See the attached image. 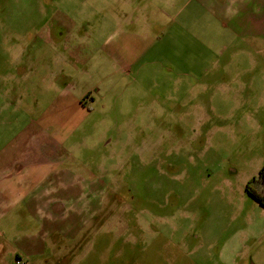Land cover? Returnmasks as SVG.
<instances>
[{
    "label": "rangeland",
    "instance_id": "1",
    "mask_svg": "<svg viewBox=\"0 0 264 264\" xmlns=\"http://www.w3.org/2000/svg\"><path fill=\"white\" fill-rule=\"evenodd\" d=\"M173 1L0 0V73L15 55H29L24 66L40 69L39 115L78 93L76 83L91 92L88 116L71 107V120L49 126L63 168L100 178L104 200L88 204L87 225L71 244L60 237L65 250L48 237L45 257L264 264V208L246 190L264 165V39H236L215 11V18L194 6L182 13L186 0ZM145 4L151 8L131 24L132 9ZM116 30L144 48L128 74L106 55ZM60 68L52 84L49 71ZM6 105L0 99V112ZM20 125L6 130L4 144ZM27 230L0 223V264L26 258L18 245Z\"/></svg>",
    "mask_w": 264,
    "mask_h": 264
},
{
    "label": "crops",
    "instance_id": "2",
    "mask_svg": "<svg viewBox=\"0 0 264 264\" xmlns=\"http://www.w3.org/2000/svg\"><path fill=\"white\" fill-rule=\"evenodd\" d=\"M173 3L176 6L178 0ZM192 6L208 12L214 18L213 12L218 13L224 28H228L236 39H264V0H186L180 11L183 13ZM150 8L145 4L144 8L132 9L129 19L132 20L131 24L140 23L138 12ZM116 31L112 43L107 40L111 43V49L106 55L117 63L122 72L128 74L137 58L139 61L142 57L144 48L137 36L128 31ZM109 44L105 42L103 47L109 49ZM204 50L208 49L204 47ZM14 59L15 62L0 73V99L7 102L6 108L4 106L0 112V144L3 143L0 146V223L10 226L14 231L19 224L30 232L18 245L27 258L25 262L26 258L18 256V260L25 262L23 264H29L28 260L32 259L36 260L34 264H61L59 261L63 260L62 257L51 258L53 253L49 258L45 257L48 237L54 243V249L65 250L63 246L71 244L82 233L80 227L87 225V212L92 210L88 204L94 207L103 203L104 183L95 175H91V181L84 180L63 168L65 152L61 143L56 141V136L54 138L57 131L54 132L49 123L71 120V107L78 109L79 118L88 116L92 112L91 105L87 103L91 92L78 89L76 83L74 89L78 93L66 97V102L61 99L54 101L47 114L41 117L38 113V83L35 84V75L40 73V69L24 66L29 63V55L25 56L24 52L15 55ZM65 70H50L51 83L55 84L59 74L65 73ZM26 84L28 87L23 90ZM24 122L22 130L19 126L20 133L4 144L6 130ZM65 204L70 205L66 212ZM18 217L22 218L19 223L16 221ZM60 237L68 239V243Z\"/></svg>",
    "mask_w": 264,
    "mask_h": 264
},
{
    "label": "trees",
    "instance_id": "3",
    "mask_svg": "<svg viewBox=\"0 0 264 264\" xmlns=\"http://www.w3.org/2000/svg\"><path fill=\"white\" fill-rule=\"evenodd\" d=\"M248 194L264 208V165L247 185Z\"/></svg>",
    "mask_w": 264,
    "mask_h": 264
},
{
    "label": "built area",
    "instance_id": "4",
    "mask_svg": "<svg viewBox=\"0 0 264 264\" xmlns=\"http://www.w3.org/2000/svg\"><path fill=\"white\" fill-rule=\"evenodd\" d=\"M17 264H22V263L20 262V260H18Z\"/></svg>",
    "mask_w": 264,
    "mask_h": 264
}]
</instances>
